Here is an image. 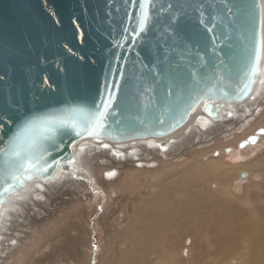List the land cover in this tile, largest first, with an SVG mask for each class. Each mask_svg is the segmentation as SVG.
Instances as JSON below:
<instances>
[{"label": "water", "instance_id": "1", "mask_svg": "<svg viewBox=\"0 0 264 264\" xmlns=\"http://www.w3.org/2000/svg\"><path fill=\"white\" fill-rule=\"evenodd\" d=\"M261 57L259 0H0V211L28 184L41 190L68 170L77 143L159 139L200 105L205 126L225 104L252 101ZM99 112L95 134L58 123ZM44 127L54 129L47 138ZM27 159L34 166L25 170Z\"/></svg>", "mask_w": 264, "mask_h": 264}, {"label": "rangeland", "instance_id": "2", "mask_svg": "<svg viewBox=\"0 0 264 264\" xmlns=\"http://www.w3.org/2000/svg\"><path fill=\"white\" fill-rule=\"evenodd\" d=\"M259 1L261 10L263 9L264 12V0ZM262 39L264 43V27H262ZM260 71L262 75L260 74L255 87L259 99L264 93V83L261 84L264 78V58L261 59ZM262 111L264 106L259 113ZM251 121L255 123L240 129L238 135L228 131L225 133L226 126L224 127L221 122H210L203 126L205 129L203 128L201 133H196V137H192L193 134L188 136L184 133L187 142L181 146L178 153L172 155L171 160H164L163 163H156L155 166L145 168H135L134 164L130 163L129 167H121L119 173L113 178L103 177V167L106 165L99 161V156L107 157L108 153L95 152L97 159L93 161L90 159V154L82 156L84 166L89 168L90 165L91 175L86 170L88 175L76 177L75 169L69 168L74 178L66 182L59 180V182L47 184V188L43 191L44 199L34 201L28 198L27 203L25 199L23 203H26V206L17 212L12 206L21 202L22 198L10 201V206L8 205L6 209L7 212L11 211L9 227L4 225L7 232L0 237V243L3 244L0 246V264H108V260L114 261V258L124 254L130 248L128 246L130 244L124 243L120 236L123 234L121 231L129 228L131 221L140 223V228H133L129 231V235L136 232L146 239L152 230L149 229L150 221L160 217L169 223L167 227H162L166 235L172 225L165 211L174 209L177 202L181 204L180 202L184 199H189L188 192L191 190L196 192L194 194L196 197L198 195L206 197V191L211 188L204 190L201 187L202 185L210 187L211 182L215 183V192L212 197H215L218 203H224V206L220 203V209L232 212L233 207L235 212L240 210L245 213L236 221L224 215L222 218L224 223L239 226L253 225V228L256 225H264V142L256 148L260 150L251 148L245 153L239 152L242 153L241 157H226L222 153L223 147L228 146L234 140V136L243 137L251 133L255 126L262 125L264 114L261 116L258 114ZM188 131L190 132L189 129ZM211 146H213L212 149ZM198 150L208 152L219 150L221 155L213 158L214 160H211V157L208 158L209 162L205 161L207 159L205 157L203 160L206 163H201L200 158L195 154ZM153 155L157 156L155 153ZM255 159L263 166L258 163L260 168L256 167L258 164ZM127 161L130 160L127 159ZM122 163H126V160ZM253 164L257 169L248 167ZM150 168L157 170L152 171ZM242 169L250 173V180L257 185L256 187L247 189L246 185L249 183L247 180L235 182L236 174ZM248 197L252 203L254 202L253 205L247 203ZM159 207L161 210L158 209ZM160 211H163V214ZM144 215H147L145 220ZM2 223L1 227H3ZM6 229L0 228V233ZM256 229L258 232L264 231L262 228L256 227ZM178 230L181 231L175 229L173 235H176ZM13 240L14 244L11 242ZM184 240L183 238L178 243H183L182 246L185 248L189 247V243L184 244ZM250 241L252 242L253 239ZM144 245L140 244V247L145 249L146 245ZM133 247L139 253L137 244ZM250 250L251 255H254L255 250ZM185 253L186 251L183 254ZM188 258L185 257L184 260ZM128 262L129 258L126 260L127 264ZM187 264L191 263L188 261Z\"/></svg>", "mask_w": 264, "mask_h": 264}, {"label": "bare ground", "instance_id": "3", "mask_svg": "<svg viewBox=\"0 0 264 264\" xmlns=\"http://www.w3.org/2000/svg\"><path fill=\"white\" fill-rule=\"evenodd\" d=\"M262 27H264L263 9H262ZM263 44L264 43L262 42V57H261L262 60L264 58ZM263 83H264V78L261 81V84ZM256 85L257 82L255 84V87ZM251 95H254L252 101H250L249 98H247L243 102L233 104L231 108H228V105L225 104L219 119L213 121L210 120L209 122L211 123L221 122L222 125H224V127L226 126L225 133L228 131L229 133L232 134L234 133L235 135H238L237 133L240 129H243V127L255 123V122L252 123L251 121L253 120V118H256L258 114L259 116L264 114V111L259 113V111L264 106L263 104L264 93H262V98L259 99L258 94L255 92V88H254ZM199 117H204L206 121L208 119L205 116H203L201 112V105L197 107V109L192 114L189 121L183 127H181L176 132L159 139L156 138L136 139L124 143H111L109 141H105L104 139L101 140L88 139L87 146H83V147H79L80 143L82 142L77 143L73 148L75 160L69 168L75 169L76 177H81V175L84 174L88 175L86 170L91 175L92 170L90 168V165L89 168L88 166L85 167L81 160V157L90 154L91 155L90 159L92 161L96 160L97 157H95L94 153L97 151H100L102 153L105 152L108 153L107 157L99 156L100 157L99 161L106 165L103 167V173H102L104 178L115 177L119 173V169L121 167L123 166L129 167L131 166L130 163L134 164L135 168L136 167L145 168V167L155 166L156 163H163L164 160H171L172 155L178 153V151L181 149V146H183L184 143L187 142L186 138H184L185 137L184 133L188 136H191L193 134L192 137H196V133L199 134L201 133V130L203 131L204 127L201 126L200 122H198ZM188 129L190 130V132L188 131ZM259 130H264V123L262 125L255 126V128L252 130L251 133H248L243 137L234 136L233 137L234 140L231 141L228 146L223 147V150L222 149L220 150L223 151L222 153H224L226 157H232V156L241 157L242 153L239 152L244 151L243 153H245L251 150V148H253L254 150L264 142V134H260L257 136V141H255L254 144L249 143L244 145L243 147H239L242 141L246 140L250 136H253L255 132ZM204 137L205 136H203V138ZM228 138L229 137H227V139ZM212 147L213 146H211L210 148L212 149ZM256 150H260V149H256ZM154 153L157 154V156H154L153 155ZM195 154L198 155V157L200 158L199 161H201V163L202 162L206 163L205 161L209 162L208 158L210 157L212 158L211 160H214L213 158L219 157L221 155L219 150H214L211 152H208L207 150H202V151L198 150V152H195ZM160 156L164 158L162 159ZM205 157L207 159H205L204 161L203 159ZM127 159L130 161H127ZM124 160H126V163L123 164L122 162ZM255 162H257V164L260 163V166H263V164H261V162L256 159ZM250 163L251 162H249V164ZM159 165L161 166V164ZM248 167L252 169L255 168L254 164L251 166L248 165ZM256 167H259V164L256 165ZM69 168L66 171H61L59 173L58 178L55 181L49 182L47 184L50 183L53 184L56 181L59 182V180L60 181L64 180V182H66L69 181L70 179H73L74 178L73 174L70 173ZM150 169L152 171L157 170L153 168ZM111 173H113V175H111ZM246 180L249 181V183L246 185L247 189H250V187L257 186L256 184H254L252 180H250V173L246 171V169H242L236 174L235 182L238 183L239 181H246ZM45 184L43 185V189L39 190L37 189V182L36 181L32 182L28 184L27 188L20 193L19 197L9 200L7 204L3 207L2 211H0V224L3 222L2 223L3 227L0 226V228L6 229L4 225L8 226L9 221L11 219V214H10L11 211L10 212L8 211L9 212L8 214L6 210L8 208V205L11 203L10 201H17L22 198L21 202L14 204V206H12L14 207V210L16 212L21 211V209H23L26 206V203L28 202V198L30 200L34 199V201L35 199L42 200L45 198L44 195L45 193L43 194L44 189L47 188L46 186L47 184L46 185ZM83 184H85V182H83ZM209 186L210 187L208 186L205 187V185L204 186L202 185L201 187L204 190L211 188V190L206 191L207 192V194H205L206 197H203L202 195L201 196L198 195L196 197L194 196L196 192L194 190H191L190 192H188L190 193V195H188L189 199H184L183 202H180L181 204L177 202L176 207L174 209H170L167 212L165 211L166 215L170 219V224L172 225V228L166 233V235L163 233L162 227L163 226L167 227L169 223L168 221L160 217H157L155 220L150 221L151 226L149 229L152 230L149 232V236H146L147 238L145 237L146 239H144L141 235H138L136 232H134L133 235H131V233L129 235V231H132L133 228H140V223L136 224L137 221L136 222L131 221L129 223V228L123 230V232L121 231V233L123 234L120 236V238L121 239L123 238V241H125L124 243L128 242V244H130L128 245L130 246V248L124 254L121 253L122 255L119 254L116 258H114L113 259L114 261L111 262L110 260H108L109 262L108 264H125L128 258H129L128 264H187L188 261L191 264H264V231L258 232L256 229L257 227V228H262L263 230L264 225L261 226L256 225V227L253 228L252 227L253 225L239 226L236 224L227 225V223H224L222 221L224 215L225 216L228 215L233 218V221H236L238 217H241L245 213L241 212L239 209H238L239 211L237 210L238 212H235L236 210L234 211L233 207H232L233 210L232 212L231 210L230 212H228L227 209L226 210L220 209L221 206H224L223 205L224 203L223 204L221 202L218 203L215 197H212L213 192H215L214 191L215 183L211 182L209 183ZM25 199H26V203H23ZM248 201L249 202L247 201L246 202L253 205L254 202L253 203L251 202L250 197H248ZM220 203L222 204L221 206ZM157 205L158 204H156V206ZM158 209L161 210L160 207ZM163 211H160V213L163 214ZM143 217H144L143 219L145 220L147 215H144ZM210 218L213 219L211 220ZM175 229H180L181 231L178 230L176 235H173V231ZM5 232H7V229L3 233H0V237L1 235H4ZM183 238L185 239L184 244L189 243V247L185 248L182 246L183 243L181 244L178 243ZM141 239H143V241ZM251 239H253L252 242L250 241ZM11 242L13 244L15 243L14 240ZM134 244H137V247L139 248V253L136 251L135 247H133ZM140 244H145L146 248L143 249L142 247H140ZM0 246H3V244L0 243ZM250 249L255 250L254 255H251ZM184 251H186L185 254H183ZM185 257L186 258L189 257L188 259H186L187 261L184 260Z\"/></svg>", "mask_w": 264, "mask_h": 264}, {"label": "snow or ice", "instance_id": "4", "mask_svg": "<svg viewBox=\"0 0 264 264\" xmlns=\"http://www.w3.org/2000/svg\"><path fill=\"white\" fill-rule=\"evenodd\" d=\"M146 3H150V0H146ZM141 8L144 9L145 4H141ZM147 19H148L147 13L145 12L144 18L140 23V30L141 31L144 30V26H145ZM259 58H260V49H259V47H257L255 50V64L250 69L252 76H255L258 73ZM82 116H83V119L80 121L79 124L73 123L72 120H68L67 124H65V121H59L58 123L60 125H63V126H70L73 130L76 131V135H81V131H80L81 125L85 126L86 128L91 129L94 134L98 133L99 131L102 130V128H103V117H104L103 112L96 113L94 117H89L86 113H82ZM33 127H34L33 122H31V121L28 122V124H26L24 128H22L21 130H19L17 132V136H16L17 140L26 136L33 129ZM43 131L45 133V138H47V135L50 132H53L54 129L44 127ZM11 155L15 159L20 160L21 153L15 145L12 146ZM33 166H34L33 161L31 159L24 160L23 162L20 163V167L24 168L25 170L30 169ZM11 179H17V177L15 175H13L11 177Z\"/></svg>", "mask_w": 264, "mask_h": 264}]
</instances>
